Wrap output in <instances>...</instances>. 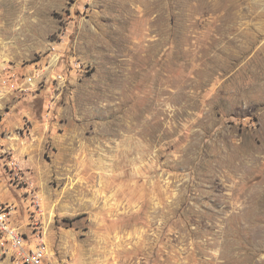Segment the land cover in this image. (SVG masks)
I'll return each instance as SVG.
<instances>
[{
  "label": "rangeland",
  "instance_id": "rangeland-1",
  "mask_svg": "<svg viewBox=\"0 0 264 264\" xmlns=\"http://www.w3.org/2000/svg\"><path fill=\"white\" fill-rule=\"evenodd\" d=\"M0 207V264H264V0H0Z\"/></svg>",
  "mask_w": 264,
  "mask_h": 264
},
{
  "label": "built area",
  "instance_id": "built-area-1",
  "mask_svg": "<svg viewBox=\"0 0 264 264\" xmlns=\"http://www.w3.org/2000/svg\"><path fill=\"white\" fill-rule=\"evenodd\" d=\"M2 207H0V223H2L5 219L4 211L1 210ZM4 228H6L4 226ZM10 242L13 246L20 248L21 247V237L18 235V233H14L13 231L10 232ZM21 254V253H19ZM23 264H41L43 258H44V251L42 248H37L35 251L32 252L31 255H28L27 257L25 255H22Z\"/></svg>",
  "mask_w": 264,
  "mask_h": 264
}]
</instances>
